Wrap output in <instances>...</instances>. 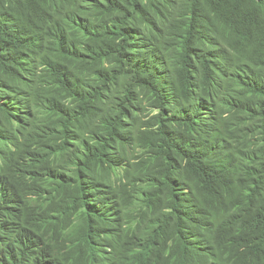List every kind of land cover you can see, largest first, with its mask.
<instances>
[{
	"label": "trees",
	"instance_id": "obj_1",
	"mask_svg": "<svg viewBox=\"0 0 264 264\" xmlns=\"http://www.w3.org/2000/svg\"><path fill=\"white\" fill-rule=\"evenodd\" d=\"M0 264H264V0H0Z\"/></svg>",
	"mask_w": 264,
	"mask_h": 264
}]
</instances>
